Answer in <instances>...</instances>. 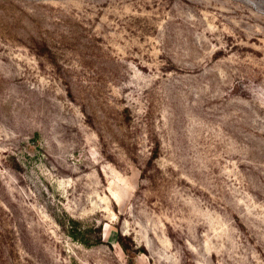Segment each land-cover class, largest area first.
Here are the masks:
<instances>
[{
	"label": "rangeland",
	"instance_id": "rangeland-1",
	"mask_svg": "<svg viewBox=\"0 0 264 264\" xmlns=\"http://www.w3.org/2000/svg\"><path fill=\"white\" fill-rule=\"evenodd\" d=\"M0 264H264V0H0Z\"/></svg>",
	"mask_w": 264,
	"mask_h": 264
}]
</instances>
